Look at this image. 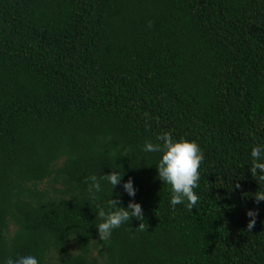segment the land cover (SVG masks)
I'll use <instances>...</instances> for the list:
<instances>
[{
	"label": "trees",
	"instance_id": "16d2710c",
	"mask_svg": "<svg viewBox=\"0 0 264 264\" xmlns=\"http://www.w3.org/2000/svg\"><path fill=\"white\" fill-rule=\"evenodd\" d=\"M164 131L203 151L191 211L169 205L160 154L141 150ZM256 145L264 0H0V259L264 264ZM113 169L134 197L101 179ZM111 198L138 201L144 229L131 218L99 240L96 205Z\"/></svg>",
	"mask_w": 264,
	"mask_h": 264
},
{
	"label": "clouds",
	"instance_id": "9594fccd",
	"mask_svg": "<svg viewBox=\"0 0 264 264\" xmlns=\"http://www.w3.org/2000/svg\"><path fill=\"white\" fill-rule=\"evenodd\" d=\"M155 141L145 140L142 146L144 152L159 153L158 162L155 164L157 176L162 183L169 186L170 196L168 203L172 208L176 205H183L191 211L196 205L199 196L194 189L198 187L200 173L198 168L204 159V154L195 140L187 139L185 136L174 137L169 131H164L155 137ZM251 160L248 169L257 181H264V146L256 145L250 148ZM123 173L117 169L101 175V179L111 185H121L122 190L129 196L134 197L136 189L133 180L128 177L122 180ZM239 185H237L238 187ZM87 191L93 200L96 194L101 191V184L95 174L87 177ZM255 201L264 200V188L254 195ZM245 215L249 217L247 228L250 230L256 217L255 209H246ZM95 217L98 222L95 224L99 240L108 239L112 231L122 224L128 223L135 218L139 223L136 227L143 230V210L141 204L129 199L126 205H122L118 198H111L103 205L97 203ZM0 264H39L37 256L31 253L17 255L15 258L9 256L0 259Z\"/></svg>",
	"mask_w": 264,
	"mask_h": 264
},
{
	"label": "rangeland",
	"instance_id": "374dc122",
	"mask_svg": "<svg viewBox=\"0 0 264 264\" xmlns=\"http://www.w3.org/2000/svg\"><path fill=\"white\" fill-rule=\"evenodd\" d=\"M45 182H46V181H44V183H45ZM44 183H42V185H43ZM71 246H72L71 248L73 249L74 245H73V244H71ZM70 251H71V249H70Z\"/></svg>",
	"mask_w": 264,
	"mask_h": 264
}]
</instances>
